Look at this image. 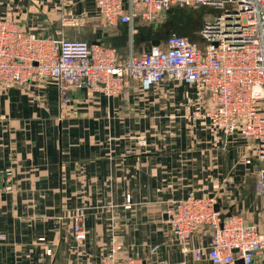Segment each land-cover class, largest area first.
<instances>
[{
  "label": "crops",
  "instance_id": "1",
  "mask_svg": "<svg viewBox=\"0 0 264 264\" xmlns=\"http://www.w3.org/2000/svg\"><path fill=\"white\" fill-rule=\"evenodd\" d=\"M0 15L36 36L111 46L121 61L168 35L155 22L107 26L94 0H0ZM194 97L191 85L167 77L148 91L134 84L128 96L112 97L111 108L109 97L88 89L71 88L62 101L49 77L0 83V264H98L113 236L119 255L211 264L184 255L170 236L167 210L189 192L214 197L223 217L239 216L264 234V195L255 189L264 162L255 142L189 121ZM7 167L11 190L4 189ZM80 209L86 238L78 253L72 215ZM208 241L205 227L188 244Z\"/></svg>",
  "mask_w": 264,
  "mask_h": 264
},
{
  "label": "built area",
  "instance_id": "2",
  "mask_svg": "<svg viewBox=\"0 0 264 264\" xmlns=\"http://www.w3.org/2000/svg\"><path fill=\"white\" fill-rule=\"evenodd\" d=\"M107 26H133L135 21H158L175 6L211 4L222 13L206 21L197 46L188 37L170 33L163 43L130 52L119 59L108 45L81 38L40 37L23 30L9 16L0 15V83L22 86L35 78L56 81L62 101L69 89H88L106 97L128 96L134 84L148 91L166 77L194 88L186 105L191 122L206 123L218 134L238 133L255 142L256 157L264 162V0H94ZM144 145V140H138ZM247 164L250 163L246 159ZM5 190H11L13 169H4ZM256 192L264 195V167L258 172ZM129 208L130 195L125 196ZM214 197L189 192L173 200L167 210L172 241L184 255L211 264H255L264 253V234L239 216L223 217ZM84 213L72 215L78 253L86 238ZM208 228L207 245L188 241L193 232ZM40 240H43L41 238ZM121 241L113 236L98 264H158L138 255H119ZM47 255L52 249L46 250ZM238 261H241L238 263ZM180 264H187L182 261Z\"/></svg>",
  "mask_w": 264,
  "mask_h": 264
},
{
  "label": "rangeland",
  "instance_id": "3",
  "mask_svg": "<svg viewBox=\"0 0 264 264\" xmlns=\"http://www.w3.org/2000/svg\"><path fill=\"white\" fill-rule=\"evenodd\" d=\"M222 13V10L217 9L211 4L207 5H197V6H175L168 10L163 19L154 24L158 27L161 32L178 33L183 36L188 37L191 41L203 46L205 42L200 36V30L206 21L213 19L217 14ZM174 24L172 29L170 25ZM143 31L140 30L139 37L142 35ZM166 34V35H167ZM165 35V36H166ZM136 34L134 35V43L136 44L139 40ZM164 36V37H165ZM140 41V40H139ZM264 258V256H263Z\"/></svg>",
  "mask_w": 264,
  "mask_h": 264
},
{
  "label": "water",
  "instance_id": "4",
  "mask_svg": "<svg viewBox=\"0 0 264 264\" xmlns=\"http://www.w3.org/2000/svg\"><path fill=\"white\" fill-rule=\"evenodd\" d=\"M152 44L155 45V44H158V41H152ZM109 106L111 108L112 106V97H109ZM215 210L218 211V205L215 204ZM241 262V261H238V263Z\"/></svg>",
  "mask_w": 264,
  "mask_h": 264
}]
</instances>
